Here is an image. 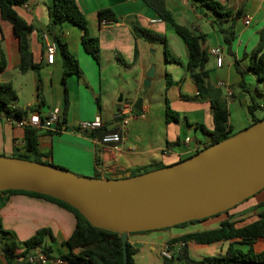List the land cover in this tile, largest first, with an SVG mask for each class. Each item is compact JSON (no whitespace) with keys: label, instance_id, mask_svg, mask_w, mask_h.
Returning a JSON list of instances; mask_svg holds the SVG:
<instances>
[{"label":"crops","instance_id":"0c3cea01","mask_svg":"<svg viewBox=\"0 0 264 264\" xmlns=\"http://www.w3.org/2000/svg\"><path fill=\"white\" fill-rule=\"evenodd\" d=\"M52 0H28L18 6V12L34 26L31 34V48L34 61L41 65L39 70L20 72V46L12 24L1 20L4 47L8 55V67L0 73V81L13 84L18 105L33 106V112L47 116L54 108L60 109L66 128L60 133H51L40 127V150L49 153L48 159L77 174L94 176L96 171L102 177L133 172L150 166L154 162L171 164L187 158L213 142L197 124H204L214 130L213 109L209 100L197 97L198 88L188 70L189 50L182 36L173 26L162 20L156 11L144 0H78V4L89 22L92 36L98 37L101 46L99 61L88 51L82 42V29L73 23L56 25L50 33L61 34L67 41L72 54L78 59L82 75H67L64 81V60L59 51L53 63L48 61L46 41L43 34L49 30L48 5ZM227 11L242 15L234 21L224 18L220 25L230 28L222 32L210 18L198 11L191 0H166L177 22L197 28L206 33L204 45L209 51L207 66L210 80L222 89L223 98L229 108V126L232 134L249 127L254 118L249 105L259 102L255 111L258 118H264V81L259 80L249 68V55L258 44L259 31L264 25V0H221ZM113 9L118 20L100 23L99 10ZM201 8V7H199ZM140 25L166 36V52L162 59L165 78L164 95L155 97L142 90L146 71L150 64L145 49L154 46L142 38H136L133 26ZM233 30L235 39L232 50L246 73L249 90L239 85L242 74L238 71L234 55L227 50L225 35ZM228 32V33H227ZM214 47L224 51L222 62L211 52ZM145 48V49H144ZM165 51V46H164ZM137 52V54H136ZM153 53V51H151ZM167 74L171 84L167 83ZM152 84V81H151ZM67 92V110L66 107ZM128 92L130 96H123ZM144 94L143 109L134 108V103ZM167 104L178 120L167 121ZM130 106V122L122 142L101 144L90 132L77 130L81 121L101 116L104 124L121 130L123 111ZM260 109V111H258ZM65 112V113H64ZM121 118L118 119L117 115ZM25 127L0 116V155L14 156L23 149ZM190 138L189 141L186 139ZM101 165L96 163V156ZM264 189L244 200L228 211L182 225L137 231L129 234L128 241L137 249L134 255L137 264H164L162 248L168 246L176 252L184 242L170 244L172 239L201 231L216 229L224 221H231L242 227L259 218L264 206ZM0 218L5 228L13 230L23 241L31 237L39 228L50 227L56 236L52 243L57 257L68 247L61 240L68 239L76 226V216L66 208L45 198L22 193L0 192ZM230 245L245 254L264 251V236L252 244L241 238L221 239L210 243L187 242L189 255L195 260L226 254ZM0 264H30L23 258L10 263L0 251ZM42 264H55L48 261Z\"/></svg>","mask_w":264,"mask_h":264},{"label":"trees","instance_id":"16d2710c","mask_svg":"<svg viewBox=\"0 0 264 264\" xmlns=\"http://www.w3.org/2000/svg\"><path fill=\"white\" fill-rule=\"evenodd\" d=\"M27 1L28 0H0V73L5 71L8 67V55L4 47V35L2 32L1 20L9 21L14 28V33L20 46V63L18 65L20 72L26 73L31 69L39 70L41 68V65L34 61V53L30 43L34 26L17 10L18 6L24 5ZM144 1L156 11L162 20L175 28L188 47V70L198 88L197 97L209 100L213 109L214 130L210 131L204 124H197V126H200L213 138V142L206 147L230 137L233 134L231 133L229 126L230 112L227 101L223 98L222 89L213 84L210 80V70L207 66L209 51L204 45L206 33L197 28H192L177 22L173 12L167 7L166 0ZM191 1L193 5L211 10L214 14V23L222 32H226L230 29L226 27V25H220V23L224 21V18L233 16V25L234 21L242 15V10H238L235 13L227 11L221 0ZM48 14L50 18L49 33L54 30L56 25H62L66 22L78 25L83 31L82 42L86 51L99 61L101 53L99 38L90 34L88 19L78 4V0H52L48 5ZM99 20L101 24L104 22H114L118 20V16L113 9L104 8L99 10ZM133 32L136 38H142L150 43L161 42L164 44L166 59H169L167 39L165 35L140 25H134ZM53 38L56 40L58 51L64 60V81L66 80L67 75L70 74L81 76L82 70L79 61L70 51L67 41L63 39L61 34L56 32H54ZM234 39L235 32L233 30L225 35L227 50L230 54L234 55L238 71L242 74V79L239 82V85L247 91L249 90V87L246 73L241 69L240 61L232 50ZM249 55L251 56L250 70L254 72L259 80L264 81V25L259 31L258 44ZM167 76V83L171 84L169 74H167ZM67 96L66 92L65 111L67 110L68 103ZM17 102L18 95L13 84L9 81H0V116L12 118L13 121L20 120L27 118L34 110L33 106L23 108L19 106ZM259 106V102H254L249 105V112L254 118V123L261 119L255 115V111ZM117 118L120 119L121 115L118 114ZM178 118V114H173L170 111L169 104H167V121L178 120ZM65 121L66 116L64 114L63 120L60 116L53 128L46 129L51 133L58 134L66 128ZM77 130H80V128L78 127ZM116 131H118V129L110 128L108 125L104 124L103 127L90 131V135L95 139H102L103 136ZM39 144L40 127L27 125L25 126L23 149H18V152H15L14 156L54 164L48 159L49 153H44L40 150ZM96 163L101 165L99 150L98 155L96 156ZM166 165L167 164L162 162H154L150 166L131 172V175L140 174L143 169L144 171H149ZM94 177H102L101 172L96 171ZM0 192L22 193L45 198L66 208L76 216L77 222L71 236L68 239L61 240V244L67 246L68 249L59 255V257L69 261L70 264H124V247L121 234L93 225L76 207L68 202L51 195L28 190L8 189ZM189 222L192 221L183 222L178 225ZM261 236H264V207L259 212V218L257 220L242 227H236L233 222L227 220L224 221L219 228L190 233L172 239L170 244L177 242H184L185 244L180 246L178 251L172 252L170 258L164 257V264H264V251L245 254L242 250L236 249L230 245L226 254L206 257L202 260H195L189 255L187 247V242L190 240L199 243H210L221 239L233 238H241L242 242L252 244ZM55 241L56 236L50 227L39 228L31 237L21 241L13 230L4 227L2 219L0 218V251L10 263L17 261L20 258H23V261H26L29 255L36 251L44 253L50 259H56L57 256L54 255L52 246V243ZM136 249L137 248L133 244L127 241L129 264H137L134 259Z\"/></svg>","mask_w":264,"mask_h":264},{"label":"water","instance_id":"95a60500","mask_svg":"<svg viewBox=\"0 0 264 264\" xmlns=\"http://www.w3.org/2000/svg\"><path fill=\"white\" fill-rule=\"evenodd\" d=\"M198 11L204 13L203 8ZM157 76L152 57L145 85ZM144 97L140 95L134 108L143 109ZM8 189L51 195L76 207L93 225L120 233L124 264H129L130 233L204 219L264 189V118L185 159L136 175L86 176L0 155V191Z\"/></svg>","mask_w":264,"mask_h":264},{"label":"built area","instance_id":"2783aa9c","mask_svg":"<svg viewBox=\"0 0 264 264\" xmlns=\"http://www.w3.org/2000/svg\"><path fill=\"white\" fill-rule=\"evenodd\" d=\"M44 40L46 41V50L48 61L50 63L54 62L55 55L58 51V45L56 40L51 36V34L46 31L43 34ZM211 52L218 56L219 61L222 62L224 51L221 47H214L211 49ZM124 117L122 118L121 130L116 131L114 133L107 134L103 136L102 139H97V141L101 144H111V143H119L122 142L126 135V130L128 124L130 122V106H127L126 109L123 111ZM60 117V109L54 108L52 112H50L47 116H42L39 113L33 112L27 118H23L20 120H14L21 127H25L27 125H35L38 127L44 128H53ZM9 121H13L12 118H8ZM104 121L102 120L101 116H96L94 119L90 120H83L81 121L79 128L80 131H92L98 128L103 127ZM187 141L190 138L186 139ZM161 254L163 257L170 258L172 256V252L169 250V247L166 245L162 248ZM30 264H42L48 261H53L55 264H70L69 261L62 257H57L56 259H50L42 252L36 251L33 254H30L27 258Z\"/></svg>","mask_w":264,"mask_h":264},{"label":"rangeland","instance_id":"374dc122","mask_svg":"<svg viewBox=\"0 0 264 264\" xmlns=\"http://www.w3.org/2000/svg\"><path fill=\"white\" fill-rule=\"evenodd\" d=\"M204 13H208V11H204ZM210 18L214 19L213 12L209 16V19ZM151 51H153V53ZM145 52H147L146 59L148 60V63L150 65H151L152 57L155 58V60H156V73L158 76L152 78V84L150 86H146L145 81L147 79V71L149 70L148 69L146 71V75H145V78L143 81L142 90L145 91L146 93L151 92L150 94H154L155 97L161 98L162 95H164L165 78L163 76L164 65L160 64L158 59H162L164 57V54H165L164 44H162L161 42H155L154 46L148 47V49H145ZM123 96H125V98H126V97L130 96V94L128 92H124ZM258 111H260V109Z\"/></svg>","mask_w":264,"mask_h":264}]
</instances>
